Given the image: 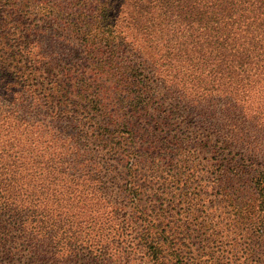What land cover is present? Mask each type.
Returning a JSON list of instances; mask_svg holds the SVG:
<instances>
[{"label": "trees", "instance_id": "obj_1", "mask_svg": "<svg viewBox=\"0 0 264 264\" xmlns=\"http://www.w3.org/2000/svg\"><path fill=\"white\" fill-rule=\"evenodd\" d=\"M130 259L264 264V0H0V264Z\"/></svg>", "mask_w": 264, "mask_h": 264}, {"label": "rangeland", "instance_id": "obj_2", "mask_svg": "<svg viewBox=\"0 0 264 264\" xmlns=\"http://www.w3.org/2000/svg\"><path fill=\"white\" fill-rule=\"evenodd\" d=\"M56 1H59V0H56ZM5 6V5H4ZM9 8H10V6H5V10L6 11H9ZM29 9H32V8H29ZM34 10V9H33ZM18 13L17 12H12L11 13V19H13V18H15L16 17V15H17ZM21 15H23V14H21ZM21 15H19V16H21ZM22 22H23V24H24V26H26V27H30V25H32L33 23H35L36 21H37V17H32V16H29V15H23V18H22ZM45 25H48V24H45ZM6 28H11V24H6ZM56 32H58V30H56ZM16 35H18V34H14V33H12V36H16ZM47 35H49L48 34V31L45 29V31H44V34H42V37H41V39H42V48H43V50L45 51V46L43 45L44 43V40H45V38H46V36ZM41 36V35H40ZM57 36H58V34H57ZM200 190V189H199ZM200 192H201V194L203 195V196H205V194H206V190H200ZM199 213V212H198ZM201 220V219H200ZM204 220V219H203ZM204 223V222H203ZM197 231H194L193 232V236H195V238H193V241H194V243H196L197 242V240H198V238H197ZM229 238H230V236H229ZM124 264H138V262H137V260H128V262H126V263H124Z\"/></svg>", "mask_w": 264, "mask_h": 264}]
</instances>
